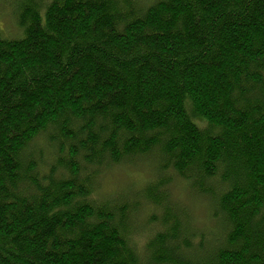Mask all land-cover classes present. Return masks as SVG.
Returning <instances> with one entry per match:
<instances>
[{
  "label": "trees",
  "instance_id": "16d2710c",
  "mask_svg": "<svg viewBox=\"0 0 264 264\" xmlns=\"http://www.w3.org/2000/svg\"><path fill=\"white\" fill-rule=\"evenodd\" d=\"M42 1H0V264H264V0Z\"/></svg>",
  "mask_w": 264,
  "mask_h": 264
},
{
  "label": "rangeland",
  "instance_id": "374dc122",
  "mask_svg": "<svg viewBox=\"0 0 264 264\" xmlns=\"http://www.w3.org/2000/svg\"><path fill=\"white\" fill-rule=\"evenodd\" d=\"M21 1L22 0H8V3L10 6H12L11 8L14 9V7H16L17 5H20L19 3ZM43 1H45V0H43ZM43 1H42V3L44 4L45 2H43ZM143 1L145 3H149L152 0H143ZM4 5H5V7L0 6V30L2 28L4 29L6 27V29L9 32L17 33V30L15 29V27L12 26L13 24L7 25L8 23L11 22V20L13 18H12V16H9V14L6 10L9 5H7V4H4ZM12 9H11V11H12ZM11 13H13V12H11ZM13 15H14V13H13ZM108 177H109V180L105 186L106 190L114 188L113 186H116V185H114V183L118 182V181L121 183L122 182L128 183L129 181L142 183L145 180L146 172L144 171L143 168H139L138 170H135L133 173L130 172L127 175L124 171L117 169V170L113 171L110 175H108ZM195 202L197 204H200V202L197 200ZM199 213H201V212L199 211Z\"/></svg>",
  "mask_w": 264,
  "mask_h": 264
}]
</instances>
